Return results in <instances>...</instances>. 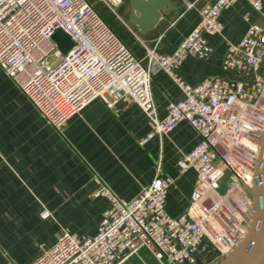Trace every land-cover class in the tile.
Returning a JSON list of instances; mask_svg holds the SVG:
<instances>
[{"label":"built area","instance_id":"obj_1","mask_svg":"<svg viewBox=\"0 0 264 264\" xmlns=\"http://www.w3.org/2000/svg\"><path fill=\"white\" fill-rule=\"evenodd\" d=\"M122 1L100 0L114 14ZM235 1L204 6L199 23L171 54L144 44L145 56L140 58L89 0H0V66L52 126L62 130L95 99L112 108L129 96L153 123L141 143L155 136L162 140L181 121L201 136L177 162L181 172L194 169L198 174L186 212L173 217L166 211L173 179L158 164L150 184L129 201L103 184L94 195L106 197L110 206L98 233L75 236L64 231L29 264H122L145 246L160 264H210L217 254L229 255L245 237L253 210L248 190L259 183L264 78L244 82L212 76L192 85L175 72L188 55L212 53L204 33L221 30L218 16ZM245 1L261 14L263 24H251L241 40L229 46L223 59L228 71L247 73L264 58L262 3ZM58 29L74 41L67 53L53 39ZM155 67L167 72L184 94L169 103L163 118L152 92ZM228 169L232 181L221 193ZM50 215L44 210V218ZM205 250L214 257L200 259Z\"/></svg>","mask_w":264,"mask_h":264},{"label":"crops","instance_id":"obj_2","mask_svg":"<svg viewBox=\"0 0 264 264\" xmlns=\"http://www.w3.org/2000/svg\"><path fill=\"white\" fill-rule=\"evenodd\" d=\"M92 1L141 58L144 44L171 54L199 23L202 8L215 0H123L117 14L100 0ZM188 3L194 5L188 8ZM261 3L264 12V0ZM218 20V33H204L212 53L188 55L176 74L192 85L212 76L244 82L264 78V58L247 73L223 68L229 46L237 44L251 24H263L261 14L247 1L236 0ZM152 92L160 118L172 100L184 98L176 81L158 67L153 70ZM152 129L151 119L127 96L112 108L95 99L58 130L0 66V264H29L64 231L75 236L98 233L110 201L94 192L107 184L129 201L150 184L158 164L173 179L166 211L173 217L186 212L198 174L194 169L181 172L177 162L201 136L181 121L162 140L155 136L141 143ZM44 210L51 213L49 218L43 217ZM205 251L199 255L214 257ZM139 257L146 260L142 252Z\"/></svg>","mask_w":264,"mask_h":264},{"label":"water","instance_id":"obj_3","mask_svg":"<svg viewBox=\"0 0 264 264\" xmlns=\"http://www.w3.org/2000/svg\"><path fill=\"white\" fill-rule=\"evenodd\" d=\"M161 6L160 2L156 4L158 9ZM53 39L63 53H67L74 45L73 39L62 29L54 33ZM260 139L262 145L257 172L259 183L248 190L253 206L248 233L233 247L232 252L217 264H264V132Z\"/></svg>","mask_w":264,"mask_h":264},{"label":"rangeland","instance_id":"obj_4","mask_svg":"<svg viewBox=\"0 0 264 264\" xmlns=\"http://www.w3.org/2000/svg\"><path fill=\"white\" fill-rule=\"evenodd\" d=\"M232 171L231 170H226L225 172V176L221 181V185L219 188V191L221 193H224L227 188L230 186V183L232 181ZM207 242V239H204L202 242V245ZM142 252L143 256L145 257V261L141 259L140 253ZM204 254H206V251H204ZM203 254V255H204ZM202 254H200L199 258L200 259H204ZM216 255V254H215ZM225 258V256L217 254L216 258L211 261L210 264H217L219 263L221 260H223ZM123 264H160V262L155 258V256L151 253L150 254V249L148 247H143L139 253L134 254V256L132 255L125 263Z\"/></svg>","mask_w":264,"mask_h":264},{"label":"trees","instance_id":"obj_5","mask_svg":"<svg viewBox=\"0 0 264 264\" xmlns=\"http://www.w3.org/2000/svg\"><path fill=\"white\" fill-rule=\"evenodd\" d=\"M92 4H93V1L92 0H89ZM97 9V8H96ZM98 10V9H97ZM99 11V10H98ZM99 13L103 16V18L106 20V18L104 17V14L101 12V11H99ZM107 21V20H106Z\"/></svg>","mask_w":264,"mask_h":264},{"label":"bare ground","instance_id":"obj_6","mask_svg":"<svg viewBox=\"0 0 264 264\" xmlns=\"http://www.w3.org/2000/svg\"><path fill=\"white\" fill-rule=\"evenodd\" d=\"M242 240H243V239H242ZM242 240H241V241H242ZM241 241H240V242H241Z\"/></svg>","mask_w":264,"mask_h":264}]
</instances>
